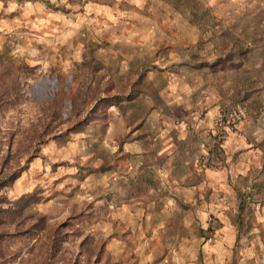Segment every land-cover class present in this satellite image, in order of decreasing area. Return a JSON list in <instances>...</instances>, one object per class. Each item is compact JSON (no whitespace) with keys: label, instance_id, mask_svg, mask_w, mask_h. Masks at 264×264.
<instances>
[{"label":"rangeland","instance_id":"374dc122","mask_svg":"<svg viewBox=\"0 0 264 264\" xmlns=\"http://www.w3.org/2000/svg\"><path fill=\"white\" fill-rule=\"evenodd\" d=\"M257 4L0 0V64L20 83L0 111V264H264V173L241 184L238 232V202L209 209L124 148L188 30L211 41Z\"/></svg>","mask_w":264,"mask_h":264},{"label":"crops","instance_id":"0c3cea01","mask_svg":"<svg viewBox=\"0 0 264 264\" xmlns=\"http://www.w3.org/2000/svg\"><path fill=\"white\" fill-rule=\"evenodd\" d=\"M226 28L211 41L188 30L187 45L165 61L170 71L154 74V102L145 96L155 119L124 147L140 175L154 170L162 185L182 181L219 212L239 207L249 190L243 181L264 173V6L239 9L238 26ZM240 106L247 116L227 132L219 119Z\"/></svg>","mask_w":264,"mask_h":264},{"label":"trees","instance_id":"16d2710c","mask_svg":"<svg viewBox=\"0 0 264 264\" xmlns=\"http://www.w3.org/2000/svg\"><path fill=\"white\" fill-rule=\"evenodd\" d=\"M1 57L2 54H0V62H1ZM19 88H20V83L18 81V76L15 74L11 66L0 64V111L2 108H7L16 105L18 103L20 99ZM99 101L101 102V99H99ZM74 108H75V101H74ZM50 130H51L50 128H47L44 131V134L40 137L42 138L44 136H48L50 134ZM40 137H37V139H39ZM23 198L25 197L24 196L21 197V199L17 200L15 204L17 205L20 201L23 200ZM244 209H245V203L242 202L238 207V232L243 228L244 225L242 218L243 216L242 213ZM4 214H7L8 216H12L14 218L13 209H7L2 207L0 202V216ZM3 240L4 238H2L0 235V252H1V243L3 242Z\"/></svg>","mask_w":264,"mask_h":264},{"label":"built area","instance_id":"2783aa9c","mask_svg":"<svg viewBox=\"0 0 264 264\" xmlns=\"http://www.w3.org/2000/svg\"><path fill=\"white\" fill-rule=\"evenodd\" d=\"M247 113V108L240 106L231 113L222 114L219 119V124L223 126L227 132L233 133L238 123L246 118Z\"/></svg>","mask_w":264,"mask_h":264}]
</instances>
